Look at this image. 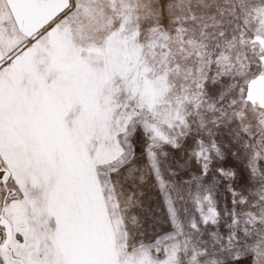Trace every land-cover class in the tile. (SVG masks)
Segmentation results:
<instances>
[{
    "label": "snow or ice",
    "instance_id": "obj_1",
    "mask_svg": "<svg viewBox=\"0 0 264 264\" xmlns=\"http://www.w3.org/2000/svg\"><path fill=\"white\" fill-rule=\"evenodd\" d=\"M0 264H264V0H0Z\"/></svg>",
    "mask_w": 264,
    "mask_h": 264
}]
</instances>
